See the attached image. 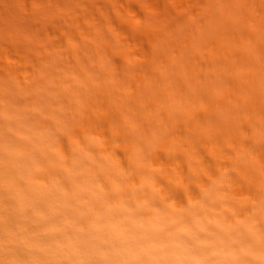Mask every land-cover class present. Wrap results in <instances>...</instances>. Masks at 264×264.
<instances>
[{"label":"bare ground","instance_id":"6f19581e","mask_svg":"<svg viewBox=\"0 0 264 264\" xmlns=\"http://www.w3.org/2000/svg\"><path fill=\"white\" fill-rule=\"evenodd\" d=\"M0 264H264V0H0Z\"/></svg>","mask_w":264,"mask_h":264}]
</instances>
